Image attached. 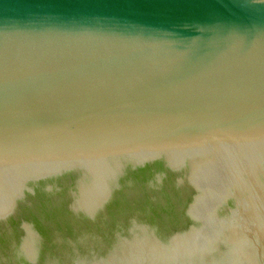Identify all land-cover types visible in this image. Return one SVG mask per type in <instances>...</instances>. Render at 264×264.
Listing matches in <instances>:
<instances>
[{"label": "water", "instance_id": "water-1", "mask_svg": "<svg viewBox=\"0 0 264 264\" xmlns=\"http://www.w3.org/2000/svg\"><path fill=\"white\" fill-rule=\"evenodd\" d=\"M0 264H264V0H0Z\"/></svg>", "mask_w": 264, "mask_h": 264}]
</instances>
